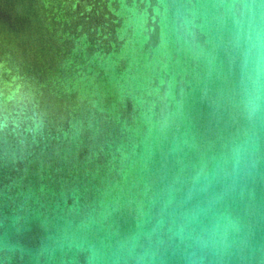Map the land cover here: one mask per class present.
I'll list each match as a JSON object with an SVG mask.
<instances>
[{
	"label": "water",
	"instance_id": "1",
	"mask_svg": "<svg viewBox=\"0 0 264 264\" xmlns=\"http://www.w3.org/2000/svg\"><path fill=\"white\" fill-rule=\"evenodd\" d=\"M0 264H264V0H0Z\"/></svg>",
	"mask_w": 264,
	"mask_h": 264
},
{
	"label": "clouds",
	"instance_id": "2",
	"mask_svg": "<svg viewBox=\"0 0 264 264\" xmlns=\"http://www.w3.org/2000/svg\"><path fill=\"white\" fill-rule=\"evenodd\" d=\"M249 14H250V17H255L256 16L255 12H251L250 11ZM249 24H250V27L254 29V31L256 33V38L259 40L260 39V35H261V33L259 31V25L256 24L253 20H250Z\"/></svg>",
	"mask_w": 264,
	"mask_h": 264
}]
</instances>
